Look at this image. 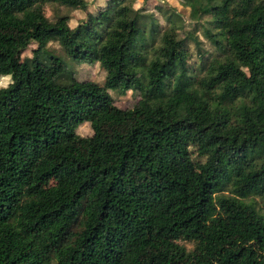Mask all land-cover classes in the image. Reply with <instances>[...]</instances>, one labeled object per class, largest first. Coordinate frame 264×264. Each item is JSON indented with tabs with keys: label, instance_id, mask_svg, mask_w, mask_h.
<instances>
[{
	"label": "trees",
	"instance_id": "16d2710c",
	"mask_svg": "<svg viewBox=\"0 0 264 264\" xmlns=\"http://www.w3.org/2000/svg\"><path fill=\"white\" fill-rule=\"evenodd\" d=\"M45 1L82 15L70 27L38 0H0L30 25L20 40L0 29V264H264V213L214 195L264 201V0H176L203 34L215 24L229 39L234 59L202 84L168 5L154 6L172 34L148 55L154 0ZM140 57L155 95L121 108L109 90L136 83ZM68 60L98 62L103 84Z\"/></svg>",
	"mask_w": 264,
	"mask_h": 264
},
{
	"label": "rangeland",
	"instance_id": "374dc122",
	"mask_svg": "<svg viewBox=\"0 0 264 264\" xmlns=\"http://www.w3.org/2000/svg\"><path fill=\"white\" fill-rule=\"evenodd\" d=\"M189 1V0H182ZM40 4L41 13L47 19H51L52 16H65L67 17L68 25L70 27L75 26L76 21L82 15L81 12L75 7H68L58 2H46L45 0H38ZM153 2H155L153 4ZM153 2H147L151 8L147 12L151 15L150 20H145L142 25V30L145 32L144 37H148V30L151 24L159 25L160 28L153 32V38L147 42L145 51L150 46L148 55L152 48H156L161 43V37L170 32L171 26L174 23L167 19L166 13L158 10L154 5H161L167 8V5L171 7L177 14L180 15L184 24L182 28L175 32L173 38L175 41H180L182 45H187L188 57L183 58V67L185 73L189 76H193L197 83H205L208 80L218 65L221 63L232 60L233 53L229 47L228 36L222 26L204 24L202 28L206 30V34L202 33L200 27L195 25V18L190 19L187 16V9L182 8L177 4L176 0H154ZM141 3V0H134V4ZM152 21V22H151ZM151 22V23H150ZM0 29L7 32L11 36L21 39L25 37L30 30V25L26 21L22 12L13 10L9 12H0ZM35 47L33 43H29L27 47L21 53V57L30 56L32 48ZM49 50L54 53H62L60 46L52 41L47 44ZM68 63L72 66L74 75L80 80H91L97 84H103V78L105 75L104 70L101 68L98 62H75L68 60ZM138 71L136 83L130 85L126 90L124 89H111L109 94L114 100V103L121 107H129L132 103L143 95L154 96L153 92L146 91V78L144 74V65L141 64V57L136 66ZM9 82V76L0 75V87L5 86ZM76 133L80 135H86L89 133L87 123H83L76 129ZM195 159L203 161V156H199V150H195ZM230 195L238 198L241 201L251 202L257 209L264 213V201L254 195L250 194L245 197H239L233 194L227 186L222 187L220 190L215 191L214 195ZM177 243H181L186 248H190L191 242H183L178 239L174 240Z\"/></svg>",
	"mask_w": 264,
	"mask_h": 264
}]
</instances>
